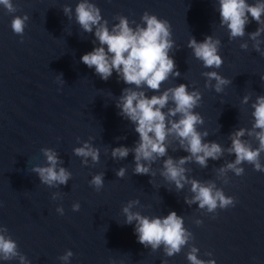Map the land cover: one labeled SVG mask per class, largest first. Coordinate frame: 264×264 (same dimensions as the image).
<instances>
[{"label":"water","instance_id":"95a60500","mask_svg":"<svg viewBox=\"0 0 264 264\" xmlns=\"http://www.w3.org/2000/svg\"><path fill=\"white\" fill-rule=\"evenodd\" d=\"M78 2L12 0L18 9L15 13L0 5V225L7 227L31 264H63L58 257L67 250L74 254L68 264H109L110 260L116 264H190L187 245L179 254L167 257L163 246L153 252L138 242L135 221L125 224L122 212L129 200L138 199L132 211L142 215L167 216L175 211L182 216L184 227L194 237L189 244L199 249V258L214 259L216 264H264V172L255 171L247 162L239 165L244 169L241 176L218 171L235 159L227 152L230 133L251 128V105L264 95V55L254 50V41L247 35L258 24L249 17L245 36L230 40L226 27L220 26L218 0H90L100 8L109 28L118 23L113 19L117 15L139 24L145 11L169 21L175 42L169 55L180 76H170L162 83L161 92L179 84L200 90L202 99L194 111L204 124L197 130H207L205 142L215 141L225 149L219 160L209 159L205 168L195 162L184 165L190 178L214 182L226 196L235 198L234 207L218 208L213 214L185 203V197L192 196L190 184L177 190L160 175L164 158L156 160L152 165L155 175L149 176L133 174V153L124 160L111 157L112 148L133 147L139 139L134 126L116 107L123 89L129 86L118 80L115 72L102 80L94 68L80 61L96 45L94 33L84 32L76 22ZM65 5L73 9L70 20L63 13ZM25 14L29 20L21 43L11 21ZM209 35L221 41L218 54L224 63L219 69L204 68L187 47L191 37L202 42ZM260 39L264 40V34ZM243 43L248 44L247 50L240 48ZM260 47L264 52V43ZM213 70L231 81L221 93L205 87L201 73ZM144 91L149 97L160 94ZM245 95H250L247 104L242 103ZM243 139L258 146L252 137ZM85 141L100 151L94 165L91 158L88 166L83 165L82 158L73 153ZM43 148L55 150L62 161L58 167L71 172L67 185L50 187L32 171L47 166ZM173 148L179 149V144L171 143L168 150L174 158L188 155ZM260 162L264 165V153ZM121 167L127 171L118 178L115 173ZM99 173L104 174V186L97 192L89 181ZM77 202L81 207L74 212L72 205ZM58 207H63V215L56 211ZM197 220L203 223L197 226ZM208 252L212 255L207 256ZM0 264L19 261L0 260Z\"/></svg>","mask_w":264,"mask_h":264},{"label":"clouds","instance_id":"9594fccd","mask_svg":"<svg viewBox=\"0 0 264 264\" xmlns=\"http://www.w3.org/2000/svg\"><path fill=\"white\" fill-rule=\"evenodd\" d=\"M220 15V26L226 27L229 39L243 38L246 34L245 28L254 20L258 27L255 31L247 33L250 40L254 41L253 48L256 52L264 55L261 44L264 40L260 37L264 34V0H218ZM8 13H15L18 9L12 0H0ZM63 13L68 19H72L73 9L65 5ZM75 19L81 29L86 33H94L92 51L83 54L80 61L88 68H94L95 74L102 80L107 81L115 72L117 78L129 87L123 89L116 102L119 115L134 126V131L139 139L133 147L119 146L111 149V157L114 160H124L130 153L134 154V175L154 176L152 165L159 158H164L160 175L168 182L174 183L177 190H183L185 184H190L191 198L185 197V203L189 206L196 204L199 209H206L207 213H216V210L227 209L235 206L236 200L232 196H226L222 189L216 187L214 182L200 181L186 175L189 171L185 164L195 162L202 168L208 166L209 159L219 160L225 152L221 144L215 141L205 142L208 131H198V126L204 124L203 117L194 109L199 107L202 93L198 89L189 90V85L179 84L168 87L161 92V85L170 76L178 78L180 72L176 70V64L172 56L175 42L172 39L171 25L169 21L158 19L157 16L145 11L141 17V23L123 15L113 17L118 23L109 28L108 20L103 19L100 8L90 0H79L75 9ZM29 16H15L11 21L14 34L23 36ZM135 24V27L130 26ZM143 25V26H142ZM221 41L213 36H205L202 42L191 37L187 47L192 50L194 57L203 63L206 69H219L224 63L219 49ZM240 48L247 50L248 44H240ZM206 78L205 87L213 88L216 93L224 91L225 86L231 81L217 71H206L201 73ZM264 80V76H261ZM215 81V85H212ZM160 93L159 95H146L144 89ZM250 95H245L243 104L249 102ZM172 106H169V105ZM251 115L254 119L250 129L239 128L229 135L231 141L227 148L229 155H235L232 162L227 163L218 171L221 175L232 171L236 176H241L244 169L239 165L247 162L254 166V170L264 172V165L260 162L261 153H264V95L256 97L251 105ZM167 109V111H165ZM252 137L258 142L253 147L250 142L244 141L245 136ZM169 138H172L171 142ZM178 143L179 149L188 153L186 156L174 158L168 154L171 143ZM47 166H36L32 171L38 174L41 183L50 187L67 185L71 179V172L64 167H58L62 163L57 152L51 148H43ZM73 153L82 158V164L89 165L100 159V151L92 144L85 141L82 146L75 147ZM166 157V158H165ZM126 167L116 171L118 178L126 174ZM151 183V180L149 181ZM89 185L99 192L104 186V174L93 175ZM55 199V196L53 197ZM139 200H129L122 208L125 216V224L134 225V233L137 240L145 248L150 247L153 252L163 246L167 257L179 254L184 246H189L187 260L190 264H216L214 259L204 260L198 257L199 249L189 244L194 239L193 234L184 227V218L171 211L167 216L149 217L142 215L139 211H132ZM80 204L74 203L72 210H80ZM56 211L64 214L63 207ZM215 218V216H213ZM203 221L197 220V226ZM71 250H67L58 257L63 264H68L73 256ZM211 256L212 253H206ZM18 259L19 264H31L29 259L18 249V244L8 234V229L0 225V260L11 261ZM109 264H116L115 261ZM162 264H167L162 261Z\"/></svg>","mask_w":264,"mask_h":264}]
</instances>
